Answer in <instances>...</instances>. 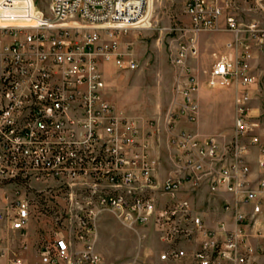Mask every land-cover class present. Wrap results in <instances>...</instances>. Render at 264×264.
Segmentation results:
<instances>
[{"label": "built area", "instance_id": "2783aa9c", "mask_svg": "<svg viewBox=\"0 0 264 264\" xmlns=\"http://www.w3.org/2000/svg\"><path fill=\"white\" fill-rule=\"evenodd\" d=\"M149 1L50 0L44 14L34 0H0V185L13 187L12 203L0 219L26 230L30 193L46 200L58 187L75 208L66 227L38 247L48 264H103L95 246L96 219L98 210L110 206L127 209L132 219H152L166 244L157 260L135 258L130 264H264L250 257V221L239 208L251 205L253 215L264 213V177L251 186L245 159L252 146L260 145L264 153L262 115H254L250 105L255 92L264 89V64L260 76L253 73L259 52L264 59V19L243 21L238 0H185L188 35L175 57L182 67L197 55L200 32L233 34L208 84L237 81L235 132L220 150L214 138L201 139L171 123L175 168L158 183L151 142L106 98L103 68L110 59L118 67H137L120 50L119 35L142 27ZM179 86L180 115L194 121L199 82L189 72ZM56 176L55 185L38 180ZM188 184L231 193L234 227L222 222L218 229L208 228L192 200L182 196ZM255 236L264 238V221ZM2 238L0 264H23L19 250L6 256ZM184 241L199 245L188 249ZM259 250L264 255V247Z\"/></svg>", "mask_w": 264, "mask_h": 264}, {"label": "rangeland", "instance_id": "374dc122", "mask_svg": "<svg viewBox=\"0 0 264 264\" xmlns=\"http://www.w3.org/2000/svg\"><path fill=\"white\" fill-rule=\"evenodd\" d=\"M258 1L238 0L237 12L243 21L264 19V0ZM34 2L44 14H49L50 0ZM188 22L185 0H150L149 13L141 23L142 27L130 28L119 35L120 50L134 58L137 67L132 70L118 67L113 59L107 60L103 66L107 82L106 98L113 103L117 113L134 119L139 133L152 141L156 152L161 148L170 159L175 149L169 143V126L176 122L174 117L186 119L180 115L183 94L179 85L189 72L198 82L199 78L202 81L208 79L210 69L227 53L226 43L233 38V34L226 31L200 32L197 36V55L189 56L187 67H182L175 57L188 35ZM253 64V73L260 76L264 64L262 55ZM211 87L219 92L211 95L215 105L210 117L204 119L203 127L211 132L224 131L229 127L232 99L230 94L220 91L227 86ZM253 98L250 104L252 112L262 115L264 119V89ZM156 160L160 168L161 161ZM163 163L167 170V162ZM38 180L51 185L58 182L57 176ZM12 188L11 185H0V216L12 203ZM30 196L32 209L26 230L12 229L9 221L0 219L2 245L8 257L19 250L23 264H48L40 257L38 247L51 242L55 232L66 227L65 224L72 217L71 212H74L75 202L65 201L63 190L58 187L55 191H49L46 200L34 192ZM128 213L127 209L115 206L97 211L95 246L103 264H130L135 258L157 260L165 248L152 219H132Z\"/></svg>", "mask_w": 264, "mask_h": 264}, {"label": "crops", "instance_id": "0c3cea01", "mask_svg": "<svg viewBox=\"0 0 264 264\" xmlns=\"http://www.w3.org/2000/svg\"><path fill=\"white\" fill-rule=\"evenodd\" d=\"M258 55H261L260 52L258 53ZM236 84L237 81H233L225 89L220 90L221 92L230 94L232 99L230 122H229V127L226 130L219 132H211V131H207L208 128L203 127V124L205 123L204 119L210 117L212 112V107L215 105V101L211 99V95L218 94L219 90H216L215 88L209 86L208 79L202 81L201 78H199V88L194 94V99L198 105L196 119L194 121H188L185 118L180 117L179 119L176 120V127L178 129L186 128L192 131L193 133H195L197 137L201 139L212 137L218 143L220 150H224L226 144H228L232 140L235 132L234 99H235ZM255 93H257V91ZM258 95L259 93L255 94L254 98L257 97ZM261 120L262 123L264 124V119ZM259 134H261V140L264 143V139H263L264 134L262 133V130H259ZM150 142L152 145L151 140ZM155 150L156 149L152 147V156L153 159L156 161V165H157L155 176L158 183H162L163 180L174 171L175 165L172 156L170 159V157H168V154L165 155V152H163L161 148L157 152ZM156 158H158L161 161L160 168H158L159 164ZM245 159L250 167V174L248 176V179L250 180V185L255 187L259 179L264 177V166L260 165V160L264 159V153L261 150V146L260 145L252 146L249 149ZM164 161L167 162V166H168L167 170H165V168L163 167ZM186 188L187 191L184 192L182 196L188 197L192 200L196 210L198 211L199 215L203 217L208 228L218 229L222 222H224L229 228L234 227L233 214L235 210L234 209L235 202H234V197L231 193L227 192L224 189H219L218 191H211L209 187L199 188L191 184L186 185ZM193 188H196L197 190H192ZM161 201L164 202L165 198L162 197ZM226 203L230 204V207L228 209L224 207ZM239 208L240 210L248 214L250 221V223L246 226V229L250 234L248 242L252 248L250 257L251 259H255L257 261H264V255L259 250L264 247V238L255 236V229L257 228V225L260 222L264 221V213L253 215L251 205H239ZM254 220H256V223L253 225ZM198 245L199 242L193 243L189 241H184L182 243V246L188 249H192L194 247H197ZM165 248H166V244H165Z\"/></svg>", "mask_w": 264, "mask_h": 264}]
</instances>
